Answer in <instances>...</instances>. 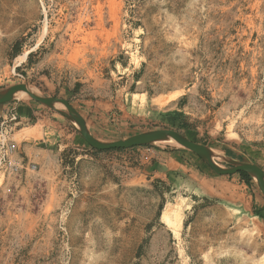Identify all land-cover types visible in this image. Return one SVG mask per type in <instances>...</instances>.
I'll list each match as a JSON object with an SVG mask.
<instances>
[{
  "label": "rangeland",
  "instance_id": "obj_1",
  "mask_svg": "<svg viewBox=\"0 0 264 264\" xmlns=\"http://www.w3.org/2000/svg\"><path fill=\"white\" fill-rule=\"evenodd\" d=\"M18 83L67 99L100 139L174 129L264 170V0H0V89ZM1 133L0 264H264L251 177L223 176L247 210L192 197L167 165L217 174L195 153L94 149L26 94L0 105Z\"/></svg>",
  "mask_w": 264,
  "mask_h": 264
},
{
  "label": "water",
  "instance_id": "obj_2",
  "mask_svg": "<svg viewBox=\"0 0 264 264\" xmlns=\"http://www.w3.org/2000/svg\"><path fill=\"white\" fill-rule=\"evenodd\" d=\"M21 93L28 95L31 99L65 117L94 149H126L135 146L175 142L180 149L188 150L198 155L217 174L247 173L253 178L258 189L264 196V170L253 162L235 159L229 155L217 152L210 146L193 141L174 129L161 128L148 130L115 140L97 138L91 133L85 118L67 99L43 95L25 83H18L0 89V105L17 99ZM60 106L63 108H60ZM216 159L225 162L227 166L221 165Z\"/></svg>",
  "mask_w": 264,
  "mask_h": 264
},
{
  "label": "crops",
  "instance_id": "obj_3",
  "mask_svg": "<svg viewBox=\"0 0 264 264\" xmlns=\"http://www.w3.org/2000/svg\"><path fill=\"white\" fill-rule=\"evenodd\" d=\"M167 171L170 175H176L178 182L190 190V193L195 198H216L219 201H225L234 205L237 210H247L248 195L244 190L243 183L238 182L236 187L234 184L227 181L224 175L208 174L200 165L199 167L191 166L183 159L177 156L169 157ZM232 184V192L231 186ZM256 207L262 208L264 203L259 199V202L254 199Z\"/></svg>",
  "mask_w": 264,
  "mask_h": 264
},
{
  "label": "built area",
  "instance_id": "obj_4",
  "mask_svg": "<svg viewBox=\"0 0 264 264\" xmlns=\"http://www.w3.org/2000/svg\"><path fill=\"white\" fill-rule=\"evenodd\" d=\"M7 135L1 133L0 134V167H6L14 165L13 163V147L10 143H8Z\"/></svg>",
  "mask_w": 264,
  "mask_h": 264
},
{
  "label": "bare ground",
  "instance_id": "obj_5",
  "mask_svg": "<svg viewBox=\"0 0 264 264\" xmlns=\"http://www.w3.org/2000/svg\"><path fill=\"white\" fill-rule=\"evenodd\" d=\"M24 56H25V54H24ZM24 56H22L21 57V59L24 57ZM20 59V60H21ZM18 63V62H17ZM20 95H24V94H20ZM60 108H63L62 106H60ZM26 128V127H25ZM23 129V128H22ZM29 129V128H28ZM25 132V131H24ZM97 137V136H96ZM98 138V137H97ZM173 144H177V143H175V142H172ZM193 197V196H192ZM168 209V208H167ZM171 211V210H170ZM176 211V210H175ZM173 217L174 218H171L170 217V215H169V212H167V211H164L163 213H162V219L164 220V222L165 223H167L168 225H171V226H173L174 228V230L173 231H175L176 230V226H177V224H178V222L181 220V214H180V212L179 211H176V213H175V215H173ZM176 232V231H175Z\"/></svg>",
  "mask_w": 264,
  "mask_h": 264
},
{
  "label": "trees",
  "instance_id": "obj_6",
  "mask_svg": "<svg viewBox=\"0 0 264 264\" xmlns=\"http://www.w3.org/2000/svg\"><path fill=\"white\" fill-rule=\"evenodd\" d=\"M18 47H19V45H18V43H16L15 46H14V51L15 52L18 50ZM239 174H241L247 180L250 179V176L247 173H245V172H239Z\"/></svg>",
  "mask_w": 264,
  "mask_h": 264
}]
</instances>
